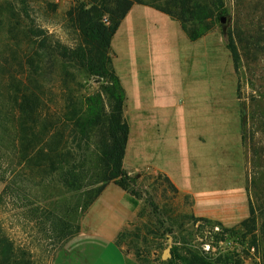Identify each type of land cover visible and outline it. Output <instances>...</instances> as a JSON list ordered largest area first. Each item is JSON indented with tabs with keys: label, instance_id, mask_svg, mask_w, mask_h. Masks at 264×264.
<instances>
[{
	"label": "rangeland",
	"instance_id": "374dc122",
	"mask_svg": "<svg viewBox=\"0 0 264 264\" xmlns=\"http://www.w3.org/2000/svg\"><path fill=\"white\" fill-rule=\"evenodd\" d=\"M90 1L101 6V20H108L112 0H28L35 24L47 30L50 40L66 45L78 42V35L70 27L66 12L79 5L88 7ZM204 1L210 3L213 11L212 28L204 35L206 41L228 54L231 61L243 162L240 189L237 194L222 192L218 199L224 201L222 205L212 204L213 217L209 219L196 216L191 197L178 193L160 174L148 170L134 171L132 175L136 177L141 192L140 199H136L139 202L136 219L132 226L117 236L116 241L139 264H167L169 257L161 259L164 250L169 255L175 245L196 250L202 247L199 244L202 241L214 244L211 251L218 253L213 258L219 254L234 255L239 264H264V0ZM143 15L142 11L135 9L123 19L113 41L111 39L113 49L110 42L108 51L111 57L118 51L120 65L133 71L137 70V62L131 45L135 41L137 20L140 21ZM16 22V19L11 22L15 26V40L10 45L15 51L27 49L20 34L21 25H16ZM227 35L235 49V64L226 48ZM33 61V67H25L16 77L17 98L37 96L42 123L65 120L70 109L78 111L83 99L97 92L103 103L109 104L107 95L99 87L105 83L92 77L83 78L78 67L61 62L50 50L45 57H34ZM160 70L169 76L168 88L171 89L173 83L172 95L178 102L180 90L175 80L176 66H161ZM134 95L135 91L133 102ZM129 135L127 158L135 153L132 122ZM124 164L128 165L127 162ZM3 187L4 183L0 180V193ZM18 193L22 195L1 205L0 218L15 245L30 252L32 264H53L65 242L75 235L73 233L58 240L55 233L62 224L72 232L79 223L81 213L73 209L79 200L78 193L60 197L61 201L55 208L53 205L45 206L49 201L37 193L33 196L22 191ZM207 203L210 202L207 200L203 205ZM250 212L253 222L245 229L240 228L239 224L249 217ZM195 218L219 223V238L214 235L217 232L211 231L210 223L202 220L194 222ZM51 219H54L52 223ZM221 228L227 231L222 232Z\"/></svg>",
	"mask_w": 264,
	"mask_h": 264
},
{
	"label": "trees",
	"instance_id": "16d2710c",
	"mask_svg": "<svg viewBox=\"0 0 264 264\" xmlns=\"http://www.w3.org/2000/svg\"><path fill=\"white\" fill-rule=\"evenodd\" d=\"M134 4L149 6L177 21L190 41L203 37L212 28L213 11L204 0H112L106 21L101 20V6L90 1L88 7L79 5L66 12L70 27L78 35L76 44L66 45L50 40L47 30L35 24L28 0H0V180L4 183L0 207L22 195L20 191L44 196L49 201L45 206L53 208L61 201L60 197L78 193L79 200L73 209L82 215L108 183L140 199L136 177L123 169L129 129L122 113L124 93L108 52L112 37ZM13 19L17 20L16 25H21L20 34L27 49L15 51L10 45L15 40ZM226 48L235 64L236 53L228 35ZM49 50L61 62L78 67L83 78L92 77L105 83L99 87L109 104H104L97 92L85 97L78 111L70 109L65 120L42 123L38 97L17 98L16 77L25 67H33L34 57L43 58ZM251 213L239 224L240 228L245 229L253 222ZM195 219L194 222L202 220L221 227L205 218ZM77 232L78 222L74 231L62 224L55 234L58 240H63ZM218 234L214 233L216 238ZM208 244V251L175 245L166 263L239 264L234 255L219 254L213 258L218 252L211 251L212 242ZM29 255L28 250L15 245L0 218V264H32Z\"/></svg>",
	"mask_w": 264,
	"mask_h": 264
},
{
	"label": "crops",
	"instance_id": "0c3cea01",
	"mask_svg": "<svg viewBox=\"0 0 264 264\" xmlns=\"http://www.w3.org/2000/svg\"><path fill=\"white\" fill-rule=\"evenodd\" d=\"M135 9L145 14L137 20L131 45L137 70L123 68L118 51L111 57L124 93L122 113L128 129L134 124L135 153L127 158L128 131L123 169L166 177L178 193L191 197L196 216L211 219L212 204L224 201L218 199L221 193L239 191L243 170L231 61L207 43L206 36L190 41L177 21L149 6L134 4L124 18ZM169 65L177 68L178 102L173 83L168 88L169 76L160 70ZM138 203L108 183L81 215L78 232L53 264H139L116 241L133 225Z\"/></svg>",
	"mask_w": 264,
	"mask_h": 264
},
{
	"label": "built area",
	"instance_id": "2783aa9c",
	"mask_svg": "<svg viewBox=\"0 0 264 264\" xmlns=\"http://www.w3.org/2000/svg\"><path fill=\"white\" fill-rule=\"evenodd\" d=\"M195 225H197V224H195ZM219 226H217V225H214V226H212L210 229H211V231L212 232H218L219 231V228H218ZM201 248L204 250V251H208L209 250V244L208 243H205V244H201ZM213 249V247L211 248V250Z\"/></svg>",
	"mask_w": 264,
	"mask_h": 264
},
{
	"label": "water",
	"instance_id": "95a60500",
	"mask_svg": "<svg viewBox=\"0 0 264 264\" xmlns=\"http://www.w3.org/2000/svg\"><path fill=\"white\" fill-rule=\"evenodd\" d=\"M220 22L223 23L224 22V19L221 18L220 19ZM168 257H170V255L167 253V250H164L163 253H162V255H161V259L162 260H166Z\"/></svg>",
	"mask_w": 264,
	"mask_h": 264
}]
</instances>
